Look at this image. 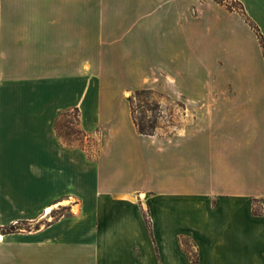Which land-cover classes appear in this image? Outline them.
I'll return each mask as SVG.
<instances>
[{"label":"crops","instance_id":"obj_1","mask_svg":"<svg viewBox=\"0 0 264 264\" xmlns=\"http://www.w3.org/2000/svg\"><path fill=\"white\" fill-rule=\"evenodd\" d=\"M221 8L0 0V264H264V214L253 212L255 199L264 211L261 92L162 87L176 110L147 135L132 121L128 89L117 88L126 62L175 60L179 42L192 45L196 24ZM73 108L84 131L97 130L86 148L54 128ZM54 204L66 213L46 226L1 231Z\"/></svg>","mask_w":264,"mask_h":264},{"label":"rangeland","instance_id":"obj_2","mask_svg":"<svg viewBox=\"0 0 264 264\" xmlns=\"http://www.w3.org/2000/svg\"><path fill=\"white\" fill-rule=\"evenodd\" d=\"M241 3L247 16L258 27L264 43V11L262 10L264 0H243ZM252 3H255L256 9H258L255 18L248 12L251 10ZM201 22H203L201 26L197 24L195 26L197 32L192 45L181 43L182 41L179 42L178 54L175 60L168 54L163 56V60H129L125 63L127 66L124 71V78L119 80L117 88L128 89L126 98L128 105V97L136 90L144 88H152L161 92L160 89L163 87L174 93H187V90L191 88H236L239 91L261 92L264 96L262 47L256 32L251 26L245 22L238 12L229 11L226 8L208 11L204 21ZM154 50V48L147 46L145 52L149 57H153ZM204 62H207L206 70L203 68ZM159 63L162 64L163 72H160V68L157 67ZM165 73L172 77V80H168ZM155 98L154 96L151 99ZM116 99L119 100V97H116ZM158 99H160L161 106L162 104L166 106L167 114H164L166 117L162 119L161 108V115L156 120V127L160 125L162 120L171 121L169 114L176 110L175 103L170 99H166L164 96ZM134 102L135 104H143L146 100L140 98L139 100L134 99ZM60 112L57 113L54 124L56 122L66 141L82 148L90 146L97 130L87 132V138L79 137L72 133L76 124L74 120L76 112L73 110L64 111L65 113ZM144 114V122L147 124L152 120L151 113L144 111ZM88 117H91V114H88ZM255 200L256 209L264 214L263 210H259L258 199ZM66 210L67 208L63 205L56 204L46 215H44V211L41 216L27 221H20V229L17 231L40 229L54 221L61 214L66 213ZM247 213L248 209L244 203L242 216L245 217ZM258 228L264 230V223H259ZM182 242L186 249L190 247L188 240H182ZM246 245H248V242H244L243 250L247 249ZM249 260L250 258H247L243 264H250Z\"/></svg>","mask_w":264,"mask_h":264},{"label":"trees","instance_id":"obj_3","mask_svg":"<svg viewBox=\"0 0 264 264\" xmlns=\"http://www.w3.org/2000/svg\"><path fill=\"white\" fill-rule=\"evenodd\" d=\"M214 1L218 4L224 5L225 8L229 11L238 12L243 17L245 22H247L251 26V28L256 32V34L259 38V42H260V45L262 47V55L264 58V43L262 40L261 33L259 32L258 27L252 22V20L245 13L241 1H239V0H214ZM154 96L156 98L151 99L152 97L154 98ZM161 96H162L161 92H158L152 88H144V89L136 90L132 95H130L128 97L131 118H132V121H133V123H134V125H135V127L139 133L147 134V135H152L155 133L156 120L161 115V102H160V99H158L159 97L161 98ZM140 98L145 99L146 102H144L143 104H135L134 99L139 100ZM71 110L76 112V115L74 117L76 124L72 130V133L75 135H78L79 137L87 138V136H88L87 132H85L81 127H79V119H78L79 111H78V108H73ZM67 111H69V110H66L65 112H67ZM144 111H149L151 113L150 117L152 118V120L147 124L144 122V118H145ZM65 112L62 111L60 113H65ZM54 126H55V130H56L57 135L60 138H62L63 142L68 146H74L73 143L71 144L69 141H66V139L64 138V135H62L61 132L59 131L56 122H55ZM255 203H256V200H254V202H253V212L255 214L262 213L261 211H258V209H256ZM144 216H145L147 224L149 225V221H148L147 216L145 214H144ZM20 223L21 222L19 221L17 223L10 224L9 226L2 228L1 231L4 233L17 231L20 229V227H19Z\"/></svg>","mask_w":264,"mask_h":264},{"label":"bare ground","instance_id":"obj_4","mask_svg":"<svg viewBox=\"0 0 264 264\" xmlns=\"http://www.w3.org/2000/svg\"><path fill=\"white\" fill-rule=\"evenodd\" d=\"M64 202H67V201H61V204L64 203ZM56 204H54L53 206H48L46 209H45V215L48 214L51 209L55 206ZM44 211V210H43Z\"/></svg>","mask_w":264,"mask_h":264}]
</instances>
